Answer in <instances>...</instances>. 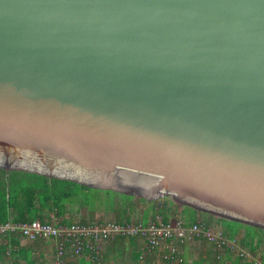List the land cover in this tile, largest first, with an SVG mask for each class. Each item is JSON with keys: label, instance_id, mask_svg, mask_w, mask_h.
Listing matches in <instances>:
<instances>
[{"label": "water", "instance_id": "95a60500", "mask_svg": "<svg viewBox=\"0 0 264 264\" xmlns=\"http://www.w3.org/2000/svg\"><path fill=\"white\" fill-rule=\"evenodd\" d=\"M0 169L264 230V0H0Z\"/></svg>", "mask_w": 264, "mask_h": 264}, {"label": "built area", "instance_id": "2783aa9c", "mask_svg": "<svg viewBox=\"0 0 264 264\" xmlns=\"http://www.w3.org/2000/svg\"><path fill=\"white\" fill-rule=\"evenodd\" d=\"M177 218L164 221L159 213H155L145 223L142 221L126 223L77 221L66 224L55 215H51L49 222L35 220L30 223L0 224V236L6 237L14 233L30 241H56L54 264H69L68 257L80 258L84 254L89 256L91 262L101 264L104 247L118 238H136L144 242L143 253L140 256L141 262H145L146 257L153 252L167 246V252L162 256L163 261L158 264L180 263L182 259L177 256V246L206 241L213 247L218 259L229 251L245 261L260 264L239 245L237 240L227 238L216 228L210 230L212 226L205 221L188 224Z\"/></svg>", "mask_w": 264, "mask_h": 264}, {"label": "trees", "instance_id": "16d2710c", "mask_svg": "<svg viewBox=\"0 0 264 264\" xmlns=\"http://www.w3.org/2000/svg\"><path fill=\"white\" fill-rule=\"evenodd\" d=\"M106 197L115 198L110 208L113 206L111 210L116 213L114 217L116 222L126 223L132 221V213L137 204L135 196L90 189L68 180L51 179L28 172H9L0 169V224L11 222L30 223L35 220L49 222L51 215L61 219V217H64L67 204L72 202H78V206L86 210V219L82 218L81 221L93 223L95 220L91 218V215H93L95 208L102 205ZM90 198L96 199V202L90 200ZM116 199L117 202L115 203ZM138 200L148 203L151 207V215L159 213L164 221L178 217V213H174L172 208V205L176 203H173L171 199L146 201L138 197ZM108 208L109 206H106V209ZM184 208L190 209L189 211H186V209H184V212L182 211V215H184L188 224L196 223L201 219V215L204 221H206V217L213 219L221 225L224 235L237 240L239 245L249 253H254L259 246L263 245L264 230L262 229L214 218L210 214L199 212L188 206H184ZM172 215L173 218H171ZM61 221L66 223L64 220ZM140 221L143 222L141 219ZM255 246L257 247L255 248ZM237 257L242 261L241 257ZM215 258L217 261L222 259H218L217 256Z\"/></svg>", "mask_w": 264, "mask_h": 264}, {"label": "crops", "instance_id": "0c3cea01", "mask_svg": "<svg viewBox=\"0 0 264 264\" xmlns=\"http://www.w3.org/2000/svg\"><path fill=\"white\" fill-rule=\"evenodd\" d=\"M111 208L106 209V206L102 204L94 209L91 218L97 220L99 214L105 213L106 217L114 219L116 213ZM172 208L174 213L179 212L176 211L177 208L174 205H172ZM85 211V209L78 206V202H72L67 204L64 217H61V220L70 224L82 218L86 219ZM97 211L104 212L97 213ZM151 212L149 205L145 208L143 207L140 218L133 217V220L137 219L140 221L141 219L145 223L151 217ZM171 218H173V215ZM262 242L264 244V238ZM143 248L144 242L140 239L118 238L104 247L102 264H158L163 261L162 256L167 252V246H165V248L147 256L145 262H141L140 256L143 253ZM56 249L57 243L54 240L30 241L20 236V234L14 233L6 237L0 236V264H54ZM176 250L177 256L182 259V262L174 264H253L243 259L240 261L235 254H230V252L225 253L222 259L217 261L213 247L206 241L179 245ZM255 257L260 264H264V256L257 257L255 255ZM68 262L69 264H94L90 261L87 254L82 255L80 258L68 257Z\"/></svg>", "mask_w": 264, "mask_h": 264}, {"label": "rangeland", "instance_id": "374dc122", "mask_svg": "<svg viewBox=\"0 0 264 264\" xmlns=\"http://www.w3.org/2000/svg\"><path fill=\"white\" fill-rule=\"evenodd\" d=\"M165 198H160V199H171V197L169 196V195H167V196H164ZM114 197H106L105 198V201L102 203L103 205H105V206H108L109 205V207H110V205H111V203H112V201H114ZM90 200H93L94 202H96V199H94V198H90ZM135 200H137V204H136V208H135V210L133 211V217L134 218H140V215H141V212H142V210H143V207L145 208V207H147L149 204L148 203H146V202H143V201H139L138 200V197L137 196H135ZM155 200H157V199H155ZM154 201V200H153ZM172 201V200H171ZM174 203V202H173ZM174 206H175V208H177V210L176 211H179L178 212V218L177 219H182V220H184V221H186V219L184 218V215H182V211L184 212V209H186V208H184V206H182V205H179V204H174ZM190 209H186V211H189ZM104 211H97V213H103ZM155 214V213H154ZM199 215H201V214H199ZM161 217H162V215H161ZM59 220H61V219H59ZM206 221V223L207 224H210L212 227H210V230H212V229H214V228H216L217 230H220L219 232H222L223 233V231H222V229H221V225L218 223V222H216L215 220H213V219H210V218H207L206 217V219H205ZM77 221H81V220H77ZM77 221H75V222H77ZM110 222V221H115L114 219H109L108 217H106V215H105V213H103V214H99V217L97 218V220H95V223H99V222ZM132 221H139V220H133L132 219ZM199 221H204L203 219H202V215H201V219H199L198 220V222ZM75 222H72V223H75ZM67 224V223H66ZM226 236V235H225ZM227 238H228V236H226ZM257 246H255V248H256ZM236 249H237V247H236ZM238 250V249H237ZM239 251V250H238ZM240 252V251H239ZM246 252V251H245ZM231 254H233V253H231ZM250 255L252 256V257H254L255 259H256V257H255V255H257V257H260V256H264V244L263 245H261V246H259L255 251H254V253H250ZM257 260V259H256ZM258 261V260H257Z\"/></svg>", "mask_w": 264, "mask_h": 264}]
</instances>
